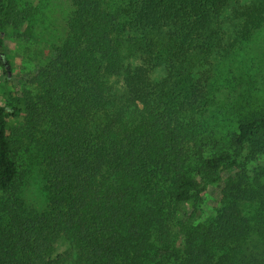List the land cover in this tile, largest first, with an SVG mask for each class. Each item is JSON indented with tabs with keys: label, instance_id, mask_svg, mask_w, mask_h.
Returning <instances> with one entry per match:
<instances>
[{
	"label": "trees",
	"instance_id": "obj_1",
	"mask_svg": "<svg viewBox=\"0 0 264 264\" xmlns=\"http://www.w3.org/2000/svg\"><path fill=\"white\" fill-rule=\"evenodd\" d=\"M70 1L52 56L0 86V264H243L264 241V87L232 60L264 0ZM219 181L210 215L185 213Z\"/></svg>",
	"mask_w": 264,
	"mask_h": 264
},
{
	"label": "rangeland",
	"instance_id": "obj_2",
	"mask_svg": "<svg viewBox=\"0 0 264 264\" xmlns=\"http://www.w3.org/2000/svg\"><path fill=\"white\" fill-rule=\"evenodd\" d=\"M5 5L7 14L21 21L18 31L12 32L9 28L4 36L8 60H5V65L0 64V86L5 85L7 76L19 86L22 79L31 77L52 56L53 45L66 33V19L72 4L70 0H5ZM232 63L236 73L243 77L242 82L264 87V28L244 51L238 52ZM260 101L264 104V90ZM3 102L4 89L0 87V106ZM228 124L235 127V121ZM218 140L217 147H225L223 137L220 136ZM261 161L264 164V157ZM203 186V200L198 207L194 202L185 204V213L202 218L210 215L216 208L220 199V181ZM25 190L29 203L38 207L45 205L44 193L37 175L28 178ZM66 247L67 242H58L54 257L63 253ZM263 251L264 241L254 238L245 247L242 263L264 264Z\"/></svg>",
	"mask_w": 264,
	"mask_h": 264
}]
</instances>
